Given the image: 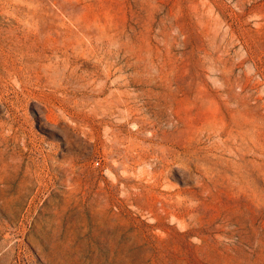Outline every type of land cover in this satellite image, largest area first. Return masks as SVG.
<instances>
[{"label": "rangeland", "instance_id": "rangeland-1", "mask_svg": "<svg viewBox=\"0 0 264 264\" xmlns=\"http://www.w3.org/2000/svg\"><path fill=\"white\" fill-rule=\"evenodd\" d=\"M0 264H264V0H0Z\"/></svg>", "mask_w": 264, "mask_h": 264}]
</instances>
